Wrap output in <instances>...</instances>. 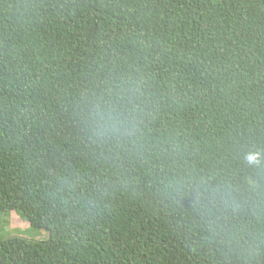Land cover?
Listing matches in <instances>:
<instances>
[{
    "label": "trees",
    "instance_id": "1",
    "mask_svg": "<svg viewBox=\"0 0 264 264\" xmlns=\"http://www.w3.org/2000/svg\"><path fill=\"white\" fill-rule=\"evenodd\" d=\"M0 264H264V0H0Z\"/></svg>",
    "mask_w": 264,
    "mask_h": 264
},
{
    "label": "rangeland",
    "instance_id": "2",
    "mask_svg": "<svg viewBox=\"0 0 264 264\" xmlns=\"http://www.w3.org/2000/svg\"><path fill=\"white\" fill-rule=\"evenodd\" d=\"M12 235L47 239L49 237V232L43 228L32 227L30 223L15 210L0 213V236L4 239Z\"/></svg>",
    "mask_w": 264,
    "mask_h": 264
}]
</instances>
